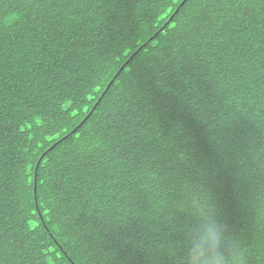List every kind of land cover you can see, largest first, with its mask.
I'll use <instances>...</instances> for the list:
<instances>
[{"label": "trees", "instance_id": "1", "mask_svg": "<svg viewBox=\"0 0 264 264\" xmlns=\"http://www.w3.org/2000/svg\"><path fill=\"white\" fill-rule=\"evenodd\" d=\"M184 1L0 0V264H264V0Z\"/></svg>", "mask_w": 264, "mask_h": 264}, {"label": "clouds", "instance_id": "2", "mask_svg": "<svg viewBox=\"0 0 264 264\" xmlns=\"http://www.w3.org/2000/svg\"><path fill=\"white\" fill-rule=\"evenodd\" d=\"M227 239V228L216 218L215 210L201 213V220L191 234L184 264H229L224 251Z\"/></svg>", "mask_w": 264, "mask_h": 264}, {"label": "water", "instance_id": "3", "mask_svg": "<svg viewBox=\"0 0 264 264\" xmlns=\"http://www.w3.org/2000/svg\"><path fill=\"white\" fill-rule=\"evenodd\" d=\"M187 1H188V0H185V1L182 3L181 7H182Z\"/></svg>", "mask_w": 264, "mask_h": 264}]
</instances>
